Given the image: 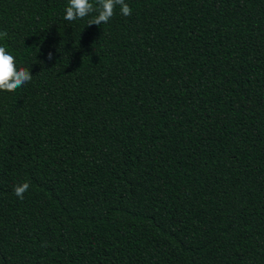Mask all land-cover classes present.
<instances>
[{
    "label": "trees",
    "instance_id": "1",
    "mask_svg": "<svg viewBox=\"0 0 264 264\" xmlns=\"http://www.w3.org/2000/svg\"><path fill=\"white\" fill-rule=\"evenodd\" d=\"M125 2L0 0V264H264V0Z\"/></svg>",
    "mask_w": 264,
    "mask_h": 264
},
{
    "label": "clouds",
    "instance_id": "2",
    "mask_svg": "<svg viewBox=\"0 0 264 264\" xmlns=\"http://www.w3.org/2000/svg\"><path fill=\"white\" fill-rule=\"evenodd\" d=\"M120 7L121 15L127 17L132 14V9L125 0H68L63 19L72 22L84 19L92 13L93 18L87 21V26L107 24L114 16L116 7ZM8 37L7 31H0V39ZM48 59H53V53H48ZM33 75L30 70L16 66L14 55L4 46H0V91L14 92L31 82ZM30 188L29 182L16 185L13 189L14 195L24 199V193Z\"/></svg>",
    "mask_w": 264,
    "mask_h": 264
}]
</instances>
